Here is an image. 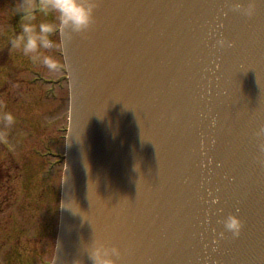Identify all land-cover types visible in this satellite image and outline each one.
Listing matches in <instances>:
<instances>
[{"label": "water", "instance_id": "obj_1", "mask_svg": "<svg viewBox=\"0 0 264 264\" xmlns=\"http://www.w3.org/2000/svg\"><path fill=\"white\" fill-rule=\"evenodd\" d=\"M62 42L54 264H93V242L117 264H264V0H97L92 28Z\"/></svg>", "mask_w": 264, "mask_h": 264}, {"label": "rangeland", "instance_id": "obj_2", "mask_svg": "<svg viewBox=\"0 0 264 264\" xmlns=\"http://www.w3.org/2000/svg\"><path fill=\"white\" fill-rule=\"evenodd\" d=\"M18 2L19 0H0V4L5 8L15 7ZM43 19L56 24L59 22L55 15ZM8 45L9 43L0 38V49H4ZM7 50L9 51V49ZM56 53L57 51L54 53L57 57ZM8 55L13 56V53L8 52ZM20 64L21 62L13 59V67L21 73L19 75L21 80L28 76V71H34V73L31 77H27V80L43 78L44 81L50 82L51 79L60 78L61 75L59 69L55 72H49L44 68L34 66L32 63ZM9 68L11 67L8 64L7 67L3 68L4 70L0 71L5 74L0 73V169L2 170L0 172V186L2 185L0 187V221H3V217L6 222L11 216L17 217V219L22 218V222H27L28 229L31 228L28 237L37 238L40 242L36 244L34 239L33 242H29L30 244L21 239L17 242L19 235L12 243L2 245V240H0V262L8 264L12 260V264H24L28 255L31 257L30 264H41L42 261L49 262L50 259L52 262L58 223L57 211L60 207L61 176L59 177L60 174L57 172L51 183L42 186L40 183L42 175L39 173L46 167L41 162L40 157L46 143L51 151L53 149L54 152L59 150V154H64L61 138L65 137L68 130V85L67 89L58 95L60 99L56 100V94L52 91L47 93L46 99L45 88L37 85V89H32L28 82L21 84V82L14 81L8 73ZM17 83L20 85L17 86ZM9 89V94L12 96L7 94ZM16 93L17 95L20 94L19 97L15 95ZM17 98L23 100V103H26L25 106L19 105L20 101H16ZM7 113L14 117V122L11 125H6L3 119ZM34 117L36 119L40 117L45 127L44 133H46L37 142L33 138V134L30 133L32 126L37 124ZM41 138H45L44 147ZM46 138L50 142H46ZM42 164L43 166H41ZM3 186L7 188V202H3L5 197H2L1 190L4 196L6 193ZM17 202L20 204L19 208L17 211L15 209L13 211V206H10L13 205L12 203L17 204ZM28 205L30 213L26 211L22 213V207ZM21 213L22 217L20 216ZM28 215L32 216V221H26L25 218ZM14 247L18 249L17 257L10 252V250H15ZM9 253L10 256L5 257Z\"/></svg>", "mask_w": 264, "mask_h": 264}, {"label": "clouds", "instance_id": "obj_3", "mask_svg": "<svg viewBox=\"0 0 264 264\" xmlns=\"http://www.w3.org/2000/svg\"><path fill=\"white\" fill-rule=\"evenodd\" d=\"M96 10L97 0H19L14 8V13L20 17L19 31L10 40L11 47L34 66L55 72L59 60L54 53L61 45L53 36L58 31L68 36L88 32ZM52 15L58 18L59 24L43 19ZM3 119L6 125L14 122L10 113ZM223 225L234 238L241 235L243 224L238 217L228 216ZM89 253L93 264H117L122 255L118 247L98 242H93Z\"/></svg>", "mask_w": 264, "mask_h": 264}, {"label": "flooded vegetation", "instance_id": "obj_4", "mask_svg": "<svg viewBox=\"0 0 264 264\" xmlns=\"http://www.w3.org/2000/svg\"><path fill=\"white\" fill-rule=\"evenodd\" d=\"M14 8L15 7L5 8L2 4H0V38H3L4 41H6L7 43H9L8 46H6L4 49L1 48L0 50L6 51L7 49H9V51L7 50L6 52L13 53V58L16 61L21 62L20 65H25L27 63H31L30 60L27 59V57L23 56L21 53L13 50L12 47H11V44H10V40L19 31V23H20V17L14 13ZM53 39L56 40L59 43L58 35L57 34H55L53 36ZM56 54H57L58 60H60V63H59V66H60L62 64V59H61V56H60V50L59 49L57 50V53ZM4 58H6V62L7 63H11L12 62V61H10L9 55H8V58H7V55L5 53H0V62L2 60H4ZM10 67L11 68L8 69V73H9L10 77H13V80L14 81L20 82V79H19L20 76L19 75L21 73L18 72L17 69L13 67V62L10 65ZM33 73H34V71H28V75H32ZM2 74H4V73H2ZM64 77H65V75H64ZM23 82H24V80H22L21 84H23ZM19 85L20 84L17 83V86H19ZM60 88L61 89H64L65 86L60 85ZM9 92H10V89L7 91V94ZM34 118L36 119V117H34ZM36 120H37L36 128H33L34 133L36 135H45V133H44L45 127H44L43 123L41 122L40 117H39V119H36ZM41 127H44V128L40 129ZM40 174L43 176V170L41 171ZM36 183H38V182H36ZM40 183H41V180H40ZM3 187H4L5 192H6L5 193V196H4L3 195V192L1 190L2 197L4 198V197H7L8 194H7V188H6V186H3ZM5 201L6 200L3 199V202H5ZM25 219H26V221H32L33 220L31 215H28ZM26 223L27 222L18 221L17 217L11 216L10 219H9V221L6 222L5 226L0 227V232L2 234H4V238L2 239V241L10 242L11 239H12V237H15L16 238L17 233L19 232V230H20V232L23 233V235H28V232H31V228L29 227V229H28V227L26 226ZM15 238H13V239H15ZM33 239L34 238H32V240ZM10 252H12V254L13 255H16V257H17L18 250H16V249L15 250H10ZM6 256L9 257L10 256V253L8 255L6 254L5 257ZM30 258H31L30 255H28L27 256V259L25 260V263L24 264H30L29 263ZM0 264H3V263L0 262ZM8 264H12V260H10L8 262Z\"/></svg>", "mask_w": 264, "mask_h": 264}]
</instances>
